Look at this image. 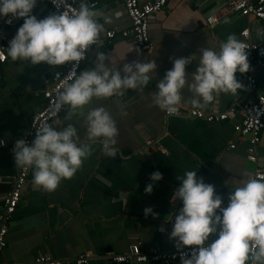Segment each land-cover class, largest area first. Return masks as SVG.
Returning <instances> with one entry per match:
<instances>
[{"label":"crops","instance_id":"crops-1","mask_svg":"<svg viewBox=\"0 0 264 264\" xmlns=\"http://www.w3.org/2000/svg\"><path fill=\"white\" fill-rule=\"evenodd\" d=\"M225 2L169 0L151 17L152 49L117 37L87 52L78 77L65 89L62 112L40 138L46 153L32 163L1 264L40 254L72 260L86 252L96 256L88 264H114L109 256L128 252L134 243L148 251L169 250L236 234L200 205L220 204L236 214L246 210L255 166L247 157L249 138L234 126L242 119L250 67L223 69L206 80L202 74L221 46L236 50L245 28L253 41L264 42V20L223 13L215 25L208 24L207 16L219 15ZM79 7L97 35L131 26L122 0H83ZM16 12L7 33L23 42L8 51L0 72V141H6L0 146V210L17 174L18 142L45 104L44 90L52 81L44 75L46 62L55 58L52 66L66 69L76 44L45 0L23 1ZM254 72L257 92H264V66H254ZM194 106L210 112L234 106L235 111L213 123L165 112ZM258 147L264 169V130ZM66 151L69 157L58 160L48 177L54 157ZM258 222L264 224L262 218ZM210 260L205 254L175 264ZM251 264H264V251Z\"/></svg>","mask_w":264,"mask_h":264},{"label":"built area","instance_id":"built-area-1","mask_svg":"<svg viewBox=\"0 0 264 264\" xmlns=\"http://www.w3.org/2000/svg\"><path fill=\"white\" fill-rule=\"evenodd\" d=\"M51 8L54 19L61 21L73 33L76 44L66 69L57 70L51 83L44 90L45 104L40 111L34 114L27 133L18 142L17 174L14 177L13 186L3 199L0 210V254L6 248L7 234L10 222L23 198V192L30 180V170L37 155L40 138L47 129L49 122L58 118L65 106L64 92L79 74L80 68L86 59L87 52L101 40L112 42L117 37L131 38L134 42L147 50L152 49L149 25L151 17L165 7L169 0H122L126 12L131 20V26L122 30L108 29L103 35H97L89 23L85 11L76 5V0H45ZM19 0H0V63L8 60V51L17 49L23 42L20 37L11 38L7 30L14 26L16 19L17 3ZM94 4V3H93ZM219 15L210 14L207 22L215 25L222 14H240L254 16L264 20V0H226ZM37 24V28L42 27ZM248 64L249 72L246 74L243 86L247 93V99L241 104L242 119L234 126L235 132L241 137L249 138L248 159L254 163V175L247 185L245 202L246 210L236 214L226 206L215 203H203L201 209L209 210L227 225L235 230L234 236L216 240L207 244L191 243L177 245L169 250L155 248L148 251L141 243L129 246L124 254H112L109 258L115 263L152 262L156 264H175L180 260H199L208 254L211 260L203 264H248L254 263L258 254L264 251V224L259 225L258 220L264 222V169L260 164L258 146L261 134L264 130V92L258 93L254 66H264V42H255L251 38L250 28L241 32V40L236 50H228L221 46L219 51L208 57L202 79L216 76L223 69L237 70ZM98 82L101 78H98ZM235 111L231 106L224 111H206L200 107H190L187 110L176 108L166 109L167 116L194 117L206 122H218L227 120ZM6 141L1 140L0 146H5ZM106 148L109 142L104 143ZM233 142L230 147L235 148ZM69 157L68 151L58 157L55 156L54 166L60 159ZM56 172V166L52 167L48 177ZM181 196V192H177ZM93 253L86 252L74 259L55 258L49 254H40L29 261L13 264H88L94 258ZM1 264V263H0Z\"/></svg>","mask_w":264,"mask_h":264},{"label":"water","instance_id":"water-1","mask_svg":"<svg viewBox=\"0 0 264 264\" xmlns=\"http://www.w3.org/2000/svg\"><path fill=\"white\" fill-rule=\"evenodd\" d=\"M23 1L25 2L26 5H28V4L32 3L33 0H20V1L17 3V7H18ZM81 1H83V0H77V1H76V5L79 6ZM87 1H88V4H90V3H95V2H96V0H87ZM82 7H84V5H82ZM17 15H18V13L16 12L15 16L17 17ZM74 47H75V46H74ZM70 56H71V55H70ZM69 59H70V58H69ZM53 62H55V58H53L51 61H47V62H46V66H45V67H47L46 70H47V71L49 70V72H44V71H42V72H44V75H45V76H46L48 73H49L51 76H53V74L57 71V68H55V67L52 66V65H53L52 63H53ZM2 70H3V63H0V72H1ZM45 153H46V149H44V148H40V147L38 146V148H37V155H36V158H37V156H38V157H39V156H44ZM36 158H35V159H36ZM114 264H115V262H114ZM116 264H129V263L124 262V263H116Z\"/></svg>","mask_w":264,"mask_h":264}]
</instances>
